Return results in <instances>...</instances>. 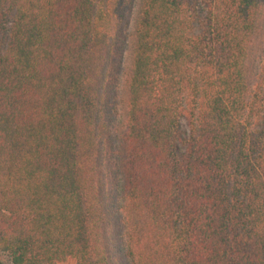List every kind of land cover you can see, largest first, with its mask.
I'll return each instance as SVG.
<instances>
[{
	"label": "trees",
	"instance_id": "16d2710c",
	"mask_svg": "<svg viewBox=\"0 0 264 264\" xmlns=\"http://www.w3.org/2000/svg\"><path fill=\"white\" fill-rule=\"evenodd\" d=\"M0 259L264 264V0H0Z\"/></svg>",
	"mask_w": 264,
	"mask_h": 264
},
{
	"label": "rangeland",
	"instance_id": "374dc122",
	"mask_svg": "<svg viewBox=\"0 0 264 264\" xmlns=\"http://www.w3.org/2000/svg\"><path fill=\"white\" fill-rule=\"evenodd\" d=\"M210 0H199L200 12L206 10ZM185 125V123H184ZM0 264H8L5 259H0Z\"/></svg>",
	"mask_w": 264,
	"mask_h": 264
}]
</instances>
